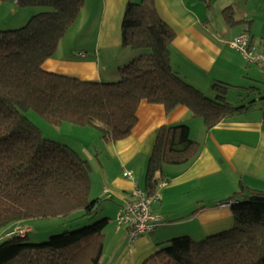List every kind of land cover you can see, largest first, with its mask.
<instances>
[{
    "label": "trees",
    "instance_id": "16d2710c",
    "mask_svg": "<svg viewBox=\"0 0 264 264\" xmlns=\"http://www.w3.org/2000/svg\"><path fill=\"white\" fill-rule=\"evenodd\" d=\"M17 3L39 11L21 27L0 29V232L4 235L28 220L68 217L77 211L91 219L99 211L95 207L99 202L90 198L88 161L67 143L47 139L26 112H35L56 128L63 124L93 128L101 139L114 143L131 134L142 101L162 105L167 113L185 107L203 120L207 130L255 104L228 103L224 84H214L215 96L209 98L178 75L170 62L175 34L159 17L155 0L127 2L121 44L136 56L118 70L114 82L43 69L84 0ZM222 17L228 26L238 23L232 7L225 8ZM260 102L264 119V98ZM197 153L198 144L190 139L187 125L161 127L145 171V191L155 192L164 166L190 164ZM226 204L231 229L201 240L174 237L158 245L142 264H264V192L240 183L219 203ZM109 223L102 218L42 243L29 242L30 231L8 234L0 241V264H101Z\"/></svg>",
    "mask_w": 264,
    "mask_h": 264
},
{
    "label": "crops",
    "instance_id": "0c3cea01",
    "mask_svg": "<svg viewBox=\"0 0 264 264\" xmlns=\"http://www.w3.org/2000/svg\"><path fill=\"white\" fill-rule=\"evenodd\" d=\"M128 1L140 0H84L78 17L86 15L89 20L77 30L83 31L82 41L69 47L65 44L66 40L70 44L76 38L73 24L62 43H58L53 57L44 62L43 69L88 81L116 79L118 70L136 56L135 51L121 44V22ZM252 1L155 0L159 17L175 34L170 62L178 75L209 98L215 96L214 84H236L231 89L240 100L229 102L226 98L227 102L243 106L254 101L251 108L207 130L203 120L193 117L185 107L167 113L162 105L142 101L131 134L114 143L104 141L90 127L68 124L59 127V132H63L61 141L67 140V136L79 141L80 150L87 156L85 160L90 161V198L99 202L96 208L105 210L106 205H111L115 213L128 200L133 188L122 172H131L135 185L145 191V171L161 127L185 124L190 139L198 144L197 156L190 164L163 167L160 183L165 185L155 190L159 199L152 206L159 218L155 230L138 237L133 244L129 243L125 229L118 238L114 235L116 246L105 256L106 264H142L156 252L158 245L174 237L186 235L201 240L227 231L233 225L231 212L219 203L235 193L240 183L264 192L261 102L258 98L242 100L246 91L258 90L255 88L258 78L250 64L230 47L240 34H249L255 42L264 38V0H257L256 7ZM227 7H232L233 19L238 22L234 26L223 20L222 11ZM38 11L19 6L17 0H0V29L21 27ZM89 141L91 145L97 142L99 150L90 151L85 145ZM74 143L67 144L81 157ZM92 163H95L93 167ZM105 257L103 254L102 260Z\"/></svg>",
    "mask_w": 264,
    "mask_h": 264
},
{
    "label": "rangeland",
    "instance_id": "374dc122",
    "mask_svg": "<svg viewBox=\"0 0 264 264\" xmlns=\"http://www.w3.org/2000/svg\"><path fill=\"white\" fill-rule=\"evenodd\" d=\"M257 4H258L257 0H253L252 1L253 7H256ZM254 16L255 15H253L251 18H254ZM88 20H89V18L86 15H82V16L78 17V20L76 19V21L73 23L75 26H73V27L71 26L72 27V31L77 32V30L79 29L80 25L88 22ZM68 30L65 33V35L69 34ZM83 35H84L83 31H79V32H77L75 34L76 38H74V37L72 38V43H70V44L68 43L67 44V40H66L65 44L68 47L72 46V45H75L77 43L80 44V42L82 41V40H80V38H82ZM63 38L60 40L59 44L62 43ZM59 44H58V46H59ZM233 51H235V50L233 49ZM81 53H83V52H81ZM240 56L244 60V62L247 63L245 61V59L243 58V56L242 55H240ZM249 68L252 69L255 77L258 78L257 79L258 80L257 83H255L256 84L255 88H257L259 91L258 90H256V91L251 90V91H249L250 95L246 91L245 95H243V96H245L247 98V100H251L252 98H258L257 101H260L261 98H264V77L261 74V70L259 69V67L256 64H250ZM118 78H119V75L113 81L108 80L107 82L117 81ZM235 85L236 84H234V85L230 84L229 86H227V89H228L227 92H229V93L226 94L225 97L227 98L228 101L229 100L230 101L231 100L232 101L236 100V102H237L238 99L240 100L239 97H235L236 94L231 89V87H233ZM231 95L234 97V99H230V97H232ZM247 95H249V96H247ZM213 96L214 95H212L210 98H213ZM26 116L28 117V119L31 122H33L41 130L42 134L47 139L57 140V141H60V142L64 141L63 143H65V142L66 143H71V142L74 143L75 142L74 144L77 146L78 151L81 154V157L83 159L87 158V156L79 148L80 147V142L79 141L76 142V140L73 137H68V136H67V140L61 141L62 134H60V133H63V132H59L60 131V130H58L59 128H56V127H53V126L49 125L48 123H46L41 117H39L33 111L26 112ZM70 134L71 133H69V135ZM69 138H72L74 140L70 141ZM92 141H93V139H92ZM98 141L101 142V140H97V142ZM97 142H95L93 145H91L90 144L91 142L89 141L85 145L90 148V151L99 150V148L96 146ZM100 142H98V143H100ZM93 164H95V163H92V167H93ZM141 179H142V176H141L140 180ZM141 185H142V181H141ZM82 214H83L82 211H77V212L73 213L72 215H70L68 217H59V218L47 219V220H28L29 222L27 223V225L30 226L31 230L28 228L27 225L22 224V225H20L18 227L19 230H15V232H16V234H18V233H20L18 231L24 230L21 233V235H25L27 232L30 231L29 235H28L29 242H31V243H42V242L47 241L50 236L62 234L64 232L74 231V230L80 229L82 227L89 226L90 224H92L94 222H97V221L101 220L102 218H107V219L110 220V223L104 230V251H103V254H104V257L105 256H109L110 253L112 252V248H115V246H116V239L119 236H121L122 232L124 231V228L118 227L116 225L115 221H114V219L116 217V213L114 211V207H112L111 205L107 207V205H106V209L105 210H104V208L100 207L98 213L96 215H94V217L91 218V219H89L87 216H82ZM9 233H11V231ZM114 235L117 238L114 237ZM0 237H1L0 241L5 239V236H4V234H2V232H0ZM102 264H106V257L102 260Z\"/></svg>",
    "mask_w": 264,
    "mask_h": 264
},
{
    "label": "built area",
    "instance_id": "2783aa9c",
    "mask_svg": "<svg viewBox=\"0 0 264 264\" xmlns=\"http://www.w3.org/2000/svg\"><path fill=\"white\" fill-rule=\"evenodd\" d=\"M230 46L237 53L243 56L249 64H256L264 77V38L258 42H253L249 34H240L235 37ZM122 177L133 183V188L129 193L128 200L122 204L116 213L115 223L127 231L130 244L146 234L152 233L159 224V218L154 215L152 206L159 199L157 191L152 194L138 188L134 183V176L131 172H122ZM165 185L159 183L156 189ZM222 206H229L228 204ZM24 230H20L21 234ZM15 231L9 233L14 234ZM16 233V232H15Z\"/></svg>",
    "mask_w": 264,
    "mask_h": 264
},
{
    "label": "water",
    "instance_id": "95a60500",
    "mask_svg": "<svg viewBox=\"0 0 264 264\" xmlns=\"http://www.w3.org/2000/svg\"><path fill=\"white\" fill-rule=\"evenodd\" d=\"M95 207H97V206H95Z\"/></svg>",
    "mask_w": 264,
    "mask_h": 264
}]
</instances>
